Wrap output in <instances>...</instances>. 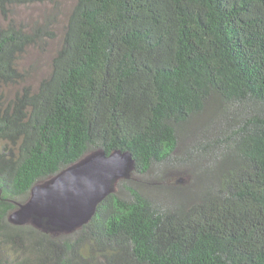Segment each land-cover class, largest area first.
Wrapping results in <instances>:
<instances>
[{
  "label": "trees",
  "instance_id": "trees-1",
  "mask_svg": "<svg viewBox=\"0 0 264 264\" xmlns=\"http://www.w3.org/2000/svg\"><path fill=\"white\" fill-rule=\"evenodd\" d=\"M47 1L0 0V264H264V0H77L61 35L56 0L13 19ZM55 41L27 85L19 61ZM117 150L136 169L89 224L10 222L34 186Z\"/></svg>",
  "mask_w": 264,
  "mask_h": 264
},
{
  "label": "water",
  "instance_id": "water-1",
  "mask_svg": "<svg viewBox=\"0 0 264 264\" xmlns=\"http://www.w3.org/2000/svg\"><path fill=\"white\" fill-rule=\"evenodd\" d=\"M135 169L136 160L129 151L91 153L34 186L28 201L19 205L9 220L48 233H74L91 222L117 183L130 178Z\"/></svg>",
  "mask_w": 264,
  "mask_h": 264
},
{
  "label": "rangeland",
  "instance_id": "rangeland-1",
  "mask_svg": "<svg viewBox=\"0 0 264 264\" xmlns=\"http://www.w3.org/2000/svg\"><path fill=\"white\" fill-rule=\"evenodd\" d=\"M56 1L59 2L58 4L61 7L59 22H57V31L58 34L61 35L63 27L67 23L68 15L77 0ZM54 7L55 3L51 2L50 0L45 3H35L31 5L17 7L14 11L13 19L18 24H27L26 26H28L29 24H33L37 20H41L45 14L51 13ZM0 22L4 23L3 21ZM56 48L57 41L53 42L50 49L45 53H41L38 50L31 49L19 61V68L21 70H29L31 72V76L27 82V85H31L36 88L39 85L40 81L49 74L50 63L56 51ZM31 66H34V68H31ZM23 86V84L9 86L6 89V92L13 96Z\"/></svg>",
  "mask_w": 264,
  "mask_h": 264
}]
</instances>
